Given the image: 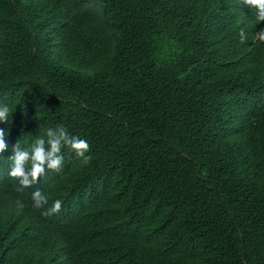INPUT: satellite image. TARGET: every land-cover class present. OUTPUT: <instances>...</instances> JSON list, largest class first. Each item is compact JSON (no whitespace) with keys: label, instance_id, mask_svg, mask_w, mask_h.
Segmentation results:
<instances>
[{"label":"trees","instance_id":"obj_1","mask_svg":"<svg viewBox=\"0 0 264 264\" xmlns=\"http://www.w3.org/2000/svg\"><path fill=\"white\" fill-rule=\"evenodd\" d=\"M261 29L243 0H0V264H264ZM60 125L90 163L18 192L12 148Z\"/></svg>","mask_w":264,"mask_h":264},{"label":"clouds","instance_id":"obj_2","mask_svg":"<svg viewBox=\"0 0 264 264\" xmlns=\"http://www.w3.org/2000/svg\"><path fill=\"white\" fill-rule=\"evenodd\" d=\"M243 3L256 9V20L258 23L264 22V0H243ZM240 42L244 43L247 36L243 29L240 31ZM256 38L264 42V29H261ZM10 109L7 106H0V124H8ZM46 139L38 137L35 139L29 149H21L19 142L12 148L13 155L8 157L12 165L8 175L17 180L19 187L16 189L22 192L37 184L44 177L48 170L59 172L63 163L64 156L62 148L69 147L73 150L83 165L91 161V156L87 155L90 151L89 143L76 136H70L62 125L46 130ZM9 131L6 128H0V156L7 151ZM33 208L41 210L43 217H51L59 214L62 210V201L55 200L50 207L48 197L40 189L32 193ZM17 206L23 208L24 205L17 200Z\"/></svg>","mask_w":264,"mask_h":264}]
</instances>
